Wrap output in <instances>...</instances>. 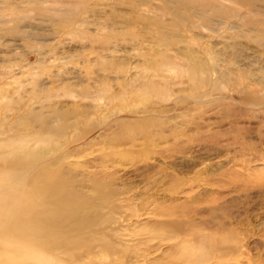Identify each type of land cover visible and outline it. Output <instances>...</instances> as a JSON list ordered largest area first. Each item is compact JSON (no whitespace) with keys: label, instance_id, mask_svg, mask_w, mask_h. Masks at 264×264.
<instances>
[{"label":"rangeland","instance_id":"rangeland-1","mask_svg":"<svg viewBox=\"0 0 264 264\" xmlns=\"http://www.w3.org/2000/svg\"><path fill=\"white\" fill-rule=\"evenodd\" d=\"M196 63L204 80L189 73ZM144 76L168 84L170 99L119 111L142 98ZM263 81L264 0H0V103L17 102L0 107V133L29 113L96 111L71 116L78 131L39 163L86 197L113 193L93 229L117 254L86 264H180L198 242L219 240L238 249L221 264H264Z\"/></svg>","mask_w":264,"mask_h":264},{"label":"bare ground","instance_id":"bare-ground-1","mask_svg":"<svg viewBox=\"0 0 264 264\" xmlns=\"http://www.w3.org/2000/svg\"><path fill=\"white\" fill-rule=\"evenodd\" d=\"M209 55L210 59H214L215 61L214 54L210 52ZM158 66L167 67L168 70L173 72L181 70L178 64L171 61L168 62L167 60L161 61ZM155 67L148 65L146 70L149 71ZM206 68L207 65L196 63L190 67L189 73H197L204 80V76L208 71ZM117 70L118 72L121 71V67L119 66ZM147 77L144 76L145 80L143 81H141L142 78L139 79L141 81L139 89L142 92V94L141 92L139 94L142 98L137 99L136 97L137 100L134 98V104H132L133 102L130 99L132 105L130 102L122 104L119 111L124 112L125 109L130 108L133 112H139L138 108H140V105H147V102L145 103L144 100H149L151 98L149 96L152 95L163 96L165 100L170 99L172 93H170L168 84H163L161 81L156 83L153 79L151 80V78ZM165 81L168 82L167 80ZM202 83L204 84V81ZM120 85L123 86V83H120ZM125 89L127 90V88ZM136 91L138 92V89ZM41 92L44 91L41 90ZM98 92L101 96L105 93V89L103 88ZM39 95L33 93L31 100L38 99ZM94 96L90 92L87 93L88 98ZM117 98L122 102L125 101L123 94H117ZM244 98L248 99L249 97L245 94ZM23 99L21 97L18 103L20 104ZM99 100L102 101L101 99ZM256 100L264 102V96H258ZM12 102L10 100L3 105L0 103V107L8 108L13 103H17ZM114 111L112 109L108 113L113 115ZM95 112V110L92 112L84 110L81 107H76L72 110H54L53 114L49 115L34 113L32 119L28 118L32 114L29 113L18 122L10 124L8 131L0 133V136L3 137L0 139L1 262H5V264H27L29 262L34 264H86V262H83V257H89L90 259L94 257L95 259L104 258L105 260L106 257H112V255L117 254L115 253L116 244L113 242L114 240L110 239L107 235L100 236L97 234L98 231L93 229V227H98L105 223L106 220L102 213L105 208L103 204L107 202L109 197H113V193L108 192V190V193L102 194L100 188H98L95 189L93 195L86 197L76 188L77 180L75 181V179L66 177L65 171H62L61 168H55L56 166L46 163L39 164L45 158L60 151L63 147L61 139L66 137L68 129L73 126L76 127L79 124V122L71 123V116L76 119L87 120L91 119ZM53 115H55L54 122L50 121L53 119ZM197 117L200 118L199 115L193 116L190 124L197 125L195 122ZM36 122H39L40 126L35 127ZM55 122L57 124H53ZM164 123L168 122L165 120ZM0 124L1 127H4L7 123L3 120ZM90 127V130L86 134L94 131L95 127L93 125ZM96 243L100 247L99 251L96 250L97 252L94 251L93 246ZM237 250L236 246H229L225 240L208 244L200 241L198 242V246L192 248L187 254L189 258H185L187 256H180L177 263L183 264L184 261H187L188 264H208L213 260L214 263L211 262L212 264H221L220 259L222 256L234 253ZM62 257H66V259Z\"/></svg>","mask_w":264,"mask_h":264}]
</instances>
